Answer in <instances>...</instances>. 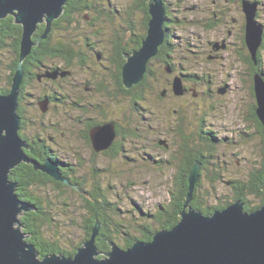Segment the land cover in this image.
<instances>
[{"label":"rangeland","instance_id":"obj_1","mask_svg":"<svg viewBox=\"0 0 264 264\" xmlns=\"http://www.w3.org/2000/svg\"><path fill=\"white\" fill-rule=\"evenodd\" d=\"M251 1L256 4V19L264 28V0L260 10L257 0ZM99 2L102 3L100 11H119L121 15L110 18L102 13L98 19L92 20L93 24L78 19L69 28L54 32V42L75 40V49L82 52V58L76 55L67 65L60 58L46 59L45 65L35 70L39 77L34 75L23 88L24 135L31 137L37 134L44 139L58 159L73 167L75 176L84 183L85 189L91 190L95 183L100 185L110 202L108 215L114 221L129 224L128 230L139 236L138 226L152 222L150 217L145 218V213L152 215L158 205L170 199L175 163L180 165L184 158L182 146L187 143L186 137L196 132L198 123H204L213 129L220 141L216 150H202L213 160L202 171L199 194H203L204 202L209 205L232 200L234 193L227 182L245 179L250 170L261 162L263 148L261 133L251 116L255 97L247 74L249 66L244 60L248 49H243L241 43L240 26L244 16L241 9H237L240 0H232L228 10L226 0H192L186 3L193 10H186L184 6L176 9L173 5L177 4L171 0V17L176 16L180 21L170 25L171 40L176 45L170 61L186 74H196L198 79L209 82L207 86L192 83L188 92L176 95L171 91L173 73L163 72L159 60L152 57L150 65L155 75L148 81L149 103L145 105L146 110L153 112H143L145 118L142 122L136 113L130 115L126 100L122 101L119 96L113 100L110 92L107 95L103 90L107 86L113 88L111 83H115L113 72L116 63L112 60V47L116 32L122 27L124 37L129 38L128 19L134 24L132 32H136L142 25V14L134 6L136 0ZM128 6L131 11L125 14ZM234 17L236 22L232 21ZM208 41L212 44L230 43L213 51L214 47L207 45ZM88 43L90 48L86 49ZM9 48L7 45L0 52L1 86H6L5 79L9 73L8 64L12 57ZM98 51L102 53L100 59H97ZM215 52L220 57L209 58ZM261 53L264 66V49ZM58 67L66 73L57 74L55 78L46 75L48 68ZM164 89L167 91L161 97L159 92ZM203 91L205 96L199 94ZM49 93L56 94L57 98L52 99L48 108L42 111L38 102L44 99L45 94L48 98ZM103 114L105 118L121 123L123 128H131L129 133L120 135V149L114 152L94 151L84 136L86 121L89 118L101 121ZM200 116L204 120L199 119ZM189 139L190 146L199 147L192 142V137ZM158 140L165 141L168 147L157 143ZM151 159L162 162H152ZM30 190L51 218L39 224L43 238L64 249H73L84 237V218L88 216L82 194L68 184L58 189L33 185ZM112 208L117 209L116 215ZM152 224L158 226L156 222ZM123 235L116 234L114 242L123 245Z\"/></svg>","mask_w":264,"mask_h":264},{"label":"water","instance_id":"obj_2","mask_svg":"<svg viewBox=\"0 0 264 264\" xmlns=\"http://www.w3.org/2000/svg\"><path fill=\"white\" fill-rule=\"evenodd\" d=\"M66 0H0V19L11 15L21 25L19 62L12 76L8 93H0V264H264V200L260 207L248 211L241 201L235 200L221 209L205 215L190 205L192 193L199 179L200 163L196 161L189 173L180 220L169 229H160L150 240H135L127 248L110 241V249L103 257L95 244L100 223L82 242L73 255L48 254L39 256L21 228L19 214L33 209L31 203L19 198L16 185L9 179L11 169L21 162L31 164L53 179L67 183L57 163H43L31 159L24 151L28 148L19 135L21 117L18 114L20 84L24 76L23 61L38 41L33 35L39 24L45 23L40 38L46 37L52 21L61 16ZM245 16V44L255 61L256 51L263 39V26L255 19L256 4L242 1ZM149 20L145 37L138 49L124 53L121 78L125 88L139 83L147 71L149 60L156 56L165 40L166 9L163 0H148ZM39 38V39H40ZM217 50L223 42L212 44ZM65 71L54 69L46 75L55 78ZM256 99L255 112L264 125V78L253 76ZM172 90L176 95L185 93L181 76H174ZM224 92L221 91V93ZM164 95V91L161 92ZM42 111L49 99L40 100ZM89 138L95 151L108 149L116 138L115 123L95 124L89 129ZM160 144L166 146L165 141Z\"/></svg>","mask_w":264,"mask_h":264},{"label":"trees","instance_id":"obj_3","mask_svg":"<svg viewBox=\"0 0 264 264\" xmlns=\"http://www.w3.org/2000/svg\"><path fill=\"white\" fill-rule=\"evenodd\" d=\"M190 1L192 0H173V3H176L177 5L176 6L173 5V3L172 5L176 7V9L178 8L180 9L181 6H184L186 10H193L194 8H192L191 5L189 6V4L188 5L186 4L189 3ZM240 1L242 4L243 0ZM247 1L252 2L251 0H247ZM163 3L166 9V22L164 23V29L166 35L163 44L159 47L158 54L152 59L159 60L163 72L173 73L174 76L176 75L181 76L183 81L186 82L189 81L194 83L198 79V76H196V74H186L185 71H181L180 66L178 65L175 66L170 61L171 58L170 55L173 51V48L176 47V45L171 40L172 33H171L170 25L175 24L180 20H178L176 16L172 15L171 17V11L169 9V6L171 5V0H163ZM101 5L102 3H100L99 0H66V3L64 5V11L62 12L59 18L54 19L52 21V25L50 27V30L47 32L46 37L40 38V36L44 32L45 23L38 25V28L33 35V40L38 41V43L32 47L30 54H28L23 61L24 76L20 84L18 114L21 117V127L19 130V135L23 140L26 141L28 145V148H25L24 151L31 159L37 160L38 162L43 163L47 159L56 162L59 171L62 173V176H64L68 180V182L64 184L63 182L53 179L46 173L42 172L41 170L35 169L31 164L25 162H21L19 165L11 169L9 173V179L13 183H15L16 193L18 194L19 198L33 205V209L23 212L19 218H20V225L22 230L24 231V233L28 235L26 237V241L34 245L36 251L39 253V256H44L53 253L64 254L66 256L73 255L76 252L77 248L82 244V242L91 236L92 229L96 222L100 223V228L95 238V244L101 253L98 256L99 258L103 257V253L109 251L110 249L109 242L110 241L114 242L116 234L117 235L124 234L123 236L125 243L123 245H119L116 242L115 243L122 248H127L135 240L147 241L151 239L152 234L155 231L160 229L171 228L180 220V212L183 210L186 193L189 188V183H188L189 173L193 164L196 161L200 163V170H199V179L195 184L192 193V199L190 201V205L194 209L200 210L203 214L208 215L215 209H221L226 205H228L229 203L235 200H239L243 203L245 210L251 211L260 207L264 200V125L261 123L255 112L256 99L251 106V116L255 121V123L257 124L258 132H260L262 136V145H263L262 160L261 162H259L257 167L250 170L248 176L245 179H238V180L235 179V180H229L227 182L231 186L234 193L232 200H227V201L224 200L223 203H218L216 205H209L204 202V199L202 198L204 197L203 194L201 193L199 194L200 177L202 171L206 169L205 167L207 166L209 167L211 165L210 163L213 160L212 159L213 157H210V155H208L209 157L208 156L206 157V155L202 153V150L209 151V149H206L207 148L206 146L209 145L215 146L216 143L215 141H213L214 138H212V136L209 137L207 135V133L203 130L202 126L200 127L197 125L196 132H194V134L188 135L186 137V141H187V143L185 144L186 146L185 145L182 146L185 149V152L181 164L179 165L178 162L175 163L173 186L169 190L170 199L168 200V202L166 203L164 202L163 205H158L157 210L154 213H152V215L145 213V218L150 217L152 219V222H156L158 226L155 227L154 224H152V222L140 224L138 226L139 236L134 235L128 230L131 227L129 224H127L128 225L127 226L124 223L114 221L111 218V216L108 215L107 209L109 208L110 202L104 196L103 190L101 189L100 185H97V183H95L91 190L85 189L84 183L81 182L77 176H75L73 167L68 162L58 159L53 149L44 139L39 137L37 134L32 135L31 137H27L24 135L22 131L24 125V119L22 116V108H23L22 103L24 99L23 88L26 86L25 84L29 80H32L35 76H37L38 78V75L35 73V70L43 67L45 65L44 62L46 59L60 58L67 65L71 62L73 58L76 57V55L80 57L82 55V52L75 49L76 48L75 40L74 41L56 40L54 42L53 40L54 32L56 30L69 28L71 25L75 24L78 19L79 20L85 19L87 20V22L89 21L90 24H93L92 20L94 21L98 19V17L101 16L102 13L104 14L106 13V15L110 18H114L115 16L117 17L121 15L119 11L116 12L100 11L99 9ZM134 6L142 14V18H141L142 25L139 30L136 29V32H132L135 30L134 24L131 21V19H128L127 33L129 34V38L124 37L123 32H125V30L122 27L120 28L119 31L116 32V36L114 39L115 40L114 47H112L113 48L112 60L116 63V70L113 72V76L115 77L114 79L115 83L114 82L111 83L114 86L113 88L107 86L109 89L107 90V87H105L103 90L107 95L110 92L111 96L113 97V100L118 96L119 99H121L122 101L126 100L129 104L128 108L130 109L129 111L130 115L134 116L133 113H136L135 115L140 116L138 120L141 119L142 122L144 121V119L142 118H145L142 115L143 112L145 111L153 112L150 109L146 110V105H145L149 103V100L147 98L148 97L147 90L150 85L148 84V81L150 78H153V75H155V70H153L150 65L151 60H149V63L147 65V71L144 74L143 79L139 83L133 85L130 88H125L121 78V67L125 61L123 54L130 53L140 47L141 40L146 35L148 20L150 17L148 13V0H136ZM197 9L199 10V8ZM130 11L131 9L128 6L126 7V10L124 12H126L125 14H129ZM87 18H90V20ZM217 20L218 19L216 17L215 21ZM21 32H22L21 25L16 24L14 22V18L11 15H7L6 17L0 19V52L4 51L5 47L8 45V47H10L9 49L12 54L11 62L8 64L9 73L7 75V78L5 79L6 86L0 85V93L3 94L8 93L11 87L13 73L15 72V68L19 62ZM97 33H99V31H96V34ZM243 36L244 35H242L241 43H242V48L245 49L246 46L243 40L244 39ZM85 48L86 49L90 48L89 43L85 45ZM261 49H264V33H263V39L261 45L258 47L256 51L255 61L253 60L249 50L248 52L245 53L244 56V60L249 66L247 74L249 75L251 92L253 95H254L253 76L256 73H258L264 78V66L262 61ZM98 54H100V56L102 57L101 51L96 52V55ZM53 69L54 68H50L49 71ZM61 70L62 68L60 69V71ZM159 75L160 74H158V76ZM158 76L157 79L159 78ZM0 77H1V71H0ZM163 91L165 95L167 90L164 89ZM171 91L173 92L172 88ZM159 94L161 97L164 96L161 94V91L159 92ZM45 95L46 96L43 97L47 98V94ZM48 95H49L48 98L51 99L57 98L56 94L54 93L51 94L49 93ZM75 105L79 106L77 103ZM103 116L104 119L103 120L101 119V121H93V120L87 121L86 130L84 131L85 132L84 136L87 139V141L91 144L88 131L92 125L104 123L107 121L114 122L115 132L117 137L112 149H108L106 153L112 151L114 152L115 150L120 149L119 143H121L120 141L122 140L119 139L120 135H124L126 132L129 133L131 128H129V126L123 128V126L120 125L121 123L116 122V120L114 119L112 120L110 117L105 118L104 114ZM125 116L130 118V116L126 114ZM129 120L130 119L127 120L128 123H130ZM190 137L193 138L192 142L197 144L199 147L197 146L193 147V145L190 146L188 144ZM157 143H159V140L157 141ZM203 143L205 144V146ZM151 161L154 162L155 160L151 159ZM67 184L73 186L76 190L80 192V194H82V197L85 200L84 202V208L86 210L85 214L86 215L88 214V216H85L86 218H84V225H83L84 237L82 241L71 250L64 249L63 247H60L58 244L54 243V241L43 238L39 224L44 220L50 221L51 218L48 217V213H46L43 210V206L40 204L39 198L34 196L32 191L30 190L33 185L38 187L52 186L53 188L58 189V188H62L63 186H66ZM112 209H113V213L116 215L117 209L116 208H112Z\"/></svg>","mask_w":264,"mask_h":264},{"label":"flooded vegetation","instance_id":"obj_4","mask_svg":"<svg viewBox=\"0 0 264 264\" xmlns=\"http://www.w3.org/2000/svg\"><path fill=\"white\" fill-rule=\"evenodd\" d=\"M231 1L232 0H226V6H227V10L229 9V5H230V3H231ZM227 2H229V3H227ZM241 2V1H240ZM257 2H258V8H259V10H260V5L263 3V0H261L260 2L257 0ZM229 4V5H228ZM241 5L242 4H240V5H237V9L239 10V9H241V11H242V7H241ZM199 8V7H198ZM242 13H243V16H244V12L242 11ZM258 16L260 17V11L258 12ZM244 19V21L242 22V25L240 26V31H241V37H242V35H245V16L243 17ZM257 18V13H256V15H255V19ZM257 20V19H256ZM232 21L233 22H236L237 21V18H232ZM258 21V20H257ZM259 22V21H258ZM260 23V22H259ZM244 37V36H243ZM244 40V39H243ZM224 42V44H225V47L227 46V45H229V43L230 42H226V41H223ZM244 43H245V40H244ZM207 45H211L212 46V43H211V41H208V43H207ZM245 46H246V44H245ZM246 48H247V46H246ZM248 49V48H247ZM213 51H217V50H213ZM171 54H173V52L171 53ZM101 56H100V54H98L97 55V59H99ZM217 57H220V55L219 54H217V52H215L213 55H210L209 56V58H217ZM60 67H58V70L60 71V69H59ZM49 70H50V68H48ZM39 77V76H38ZM208 81V80H207ZM185 82V83H184ZM209 82V81H208ZM208 82H206V80H200V79H198V80H196L194 83L195 84H202V85H204V86H207V84H208ZM183 83H184V86H185V93L186 92H188V90H189V86L190 85H192V82H189V81H183ZM195 84H193L194 86H196ZM87 88V87H86ZM200 95H203V96H205V93H204V91L203 92H201V93H199ZM52 102V99L51 98H49V102ZM50 104V103H49ZM199 119H202V120H204V118L203 117H199ZM90 120H94V119H91V118H89V120H87V121H90ZM86 121V122H87ZM108 122V121H107ZM81 123V122H80ZM84 123V122H83ZM105 123V122H104ZM101 124V123H100ZM204 123H198V126H202V128H203V130L207 133V135L209 136V137H211L212 136V138H214L213 139V141H215V146L214 145H209V146H206L207 148L206 149H212L213 150V148H214V150H216V146H217V143L220 141V139L219 140H217V138L215 137V133H214V131H213V129H211L210 127H208V126H204L203 125ZM95 125V124H94ZM93 126V125H92ZM91 126V127H92ZM90 129V128H89ZM89 132V131H88ZM117 137V136H116ZM224 138H227V137H223V139ZM115 140H116V138L114 139V141H113V143H112V145L108 148V149H112V147H113V145H114V142H115ZM204 144V143H203ZM209 144V143H208ZM168 144H166V147H168L167 146ZM91 146H92V143H91ZM204 146H205V144H204ZM93 148V147H92ZM108 149H106V150H108ZM95 151V150H94ZM162 162V160H158V161H154V162H158V163H160V162ZM225 165V164H224Z\"/></svg>","mask_w":264,"mask_h":264}]
</instances>
